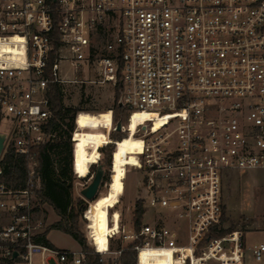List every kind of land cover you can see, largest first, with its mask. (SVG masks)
Segmentation results:
<instances>
[{
	"label": "built area",
	"instance_id": "obj_1",
	"mask_svg": "<svg viewBox=\"0 0 264 264\" xmlns=\"http://www.w3.org/2000/svg\"><path fill=\"white\" fill-rule=\"evenodd\" d=\"M89 70L98 78L91 83L119 88L127 113L118 140L108 110L110 124H99L112 142L105 146L115 152L126 137L141 145L126 166L143 174L141 227L132 220L127 230L116 211L110 240L137 243L133 264H153L156 254L164 264H264V241L248 247V232L223 219L225 179L264 171V0H0V121L10 126L0 132V264H87L82 248L60 250L44 236L34 149L56 136L50 82L65 98L72 76ZM145 113L162 122L138 118L132 129ZM80 114L72 168L85 179L101 156L81 177L74 139L94 129L78 127ZM11 148L28 163L24 177ZM147 209L153 223L144 221ZM87 238L102 264H123L125 247L100 254L89 230Z\"/></svg>",
	"mask_w": 264,
	"mask_h": 264
},
{
	"label": "rangeland",
	"instance_id": "obj_2",
	"mask_svg": "<svg viewBox=\"0 0 264 264\" xmlns=\"http://www.w3.org/2000/svg\"><path fill=\"white\" fill-rule=\"evenodd\" d=\"M98 41H100V38H98ZM72 79L75 82H70L65 87L67 92L64 104L69 108L81 109L77 122L80 129L88 127L94 129L93 131L78 130L76 132L77 134L74 139L76 169L81 177H85L89 165L97 163L100 156L101 161L98 165L103 164L105 167L104 181L101 184L96 200L93 202L86 201L81 195V190L91 182L98 165L93 167L91 178L79 179L73 175V199L76 202L81 199L84 200L82 207L86 209L80 215L79 229L85 235L89 248L91 246L87 238L88 230L90 237L92 236L91 240L93 238L97 244L99 243V239L105 243H110V251H116L121 247L126 248L128 243L120 236L109 240L110 229L113 228L110 223V216L116 211L119 212L122 224L127 226V230H132L135 217V204L142 189L143 174L133 168L127 170L126 166L136 164L137 159L134 154L135 150H140V142L132 137H126L120 141V145L118 144V148L112 156V167L106 166L105 159L109 152L108 147L114 146H105V144L112 142L106 133L99 129V124H110V113H108V110H114L116 120L118 121L119 114L116 106L121 95L117 97V91L108 84L91 83L93 80L98 79L96 73L91 70L83 72L77 77L72 76ZM122 109L121 120L125 122L127 113L124 108ZM99 113L101 115L96 116ZM9 127L8 122L0 121V132H8ZM131 128H135L133 123ZM223 200L226 208V225L231 230L242 229L248 232L247 246L250 248L263 242L264 171L246 174L236 172L229 175L223 185ZM38 212L43 217L47 227L60 220L56 213L46 205H42ZM154 220L153 212L147 209L144 221L153 223ZM87 225H89L88 230ZM186 231L187 228L181 223L179 232L183 239H186ZM48 240L51 245L60 250L77 251L81 249V246L72 236L61 230H52L48 234ZM182 243H185V240ZM114 257L116 256L105 255L102 258L105 261H112ZM166 260V255L156 254L153 264H164ZM248 264L259 263L250 259Z\"/></svg>",
	"mask_w": 264,
	"mask_h": 264
},
{
	"label": "trees",
	"instance_id": "obj_3",
	"mask_svg": "<svg viewBox=\"0 0 264 264\" xmlns=\"http://www.w3.org/2000/svg\"><path fill=\"white\" fill-rule=\"evenodd\" d=\"M116 91L117 97H120L121 94L118 87ZM48 97L54 115L51 127L56 136L52 143L34 149L41 177L40 188L36 190L38 203L36 209L39 211L42 205H46L56 213L60 220L49 226L44 236L48 235L52 230L64 231L72 236L86 253L87 264H102L100 262L101 257L87 246L86 237L79 229L80 215L86 210L82 207L84 200L81 199L76 202L73 199L74 174L72 165L74 145L71 137L76 129V117L81 112V109L65 106L63 95L53 81L49 84ZM116 110L119 114L118 120H121L123 109L117 105ZM123 137L121 133H112V138L114 139L120 140ZM108 149L109 152L105 163L106 166L111 168L114 147L109 146ZM9 153L13 159L15 171L24 177L28 164L25 157L18 154L13 148L10 149ZM225 211L226 208L224 207V220L226 219ZM143 212V202L137 200L134 210V225L137 230L141 227ZM136 244L129 245L124 249L119 257L120 262L123 264H133L135 262L134 247Z\"/></svg>",
	"mask_w": 264,
	"mask_h": 264
},
{
	"label": "water",
	"instance_id": "obj_4",
	"mask_svg": "<svg viewBox=\"0 0 264 264\" xmlns=\"http://www.w3.org/2000/svg\"><path fill=\"white\" fill-rule=\"evenodd\" d=\"M119 108H123L122 98L118 102ZM122 129V120H118L116 123L115 131L120 132ZM5 136L0 134V153L4 147ZM105 177V167L103 164L97 166V170L91 180V182L81 190V195L88 202H93L96 200L97 194L104 181Z\"/></svg>",
	"mask_w": 264,
	"mask_h": 264
},
{
	"label": "bare ground",
	"instance_id": "obj_5",
	"mask_svg": "<svg viewBox=\"0 0 264 264\" xmlns=\"http://www.w3.org/2000/svg\"><path fill=\"white\" fill-rule=\"evenodd\" d=\"M144 117H153L155 120H157L156 123H158V124L162 122V120L160 118H157L156 116H153V115L145 113V114L137 115V116L134 117V120L132 122L134 124V126H135L136 121H137L138 118H144ZM132 138H134V137H132ZM131 143H132V141H131ZM140 147H141V145H140ZM75 162H76V159H75ZM95 225H96V223H95ZM118 229H119V224L113 226V228L110 229V234H116ZM110 234H109V240L111 238ZM99 236L100 235H99V232H98V238H99ZM92 240H93V238H92ZM93 242H94V245H95V247L97 249V252H99L100 254H105L107 249H108V246H110L109 245L110 243H105V242H103L100 239H99V243L98 244L94 240H93Z\"/></svg>",
	"mask_w": 264,
	"mask_h": 264
}]
</instances>
